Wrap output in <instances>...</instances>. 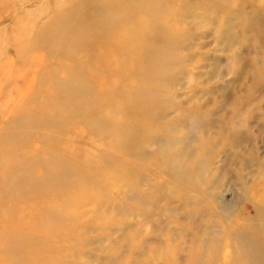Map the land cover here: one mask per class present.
Returning <instances> with one entry per match:
<instances>
[{"label": "rangeland", "instance_id": "374dc122", "mask_svg": "<svg viewBox=\"0 0 264 264\" xmlns=\"http://www.w3.org/2000/svg\"><path fill=\"white\" fill-rule=\"evenodd\" d=\"M0 264H264V0H0Z\"/></svg>", "mask_w": 264, "mask_h": 264}]
</instances>
